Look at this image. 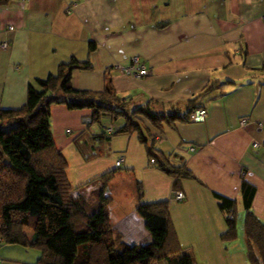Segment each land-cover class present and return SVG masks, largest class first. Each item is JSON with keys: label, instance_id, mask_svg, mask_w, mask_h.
Returning <instances> with one entry per match:
<instances>
[{"label": "crops", "instance_id": "crops-1", "mask_svg": "<svg viewBox=\"0 0 264 264\" xmlns=\"http://www.w3.org/2000/svg\"><path fill=\"white\" fill-rule=\"evenodd\" d=\"M3 42H9L7 50ZM134 57L147 66L148 76L134 78L121 70ZM73 58L91 65L73 71L75 89L103 91L108 73L130 109L184 116L190 100L213 87L195 103L206 110L204 123L177 120L159 132L146 122L156 154L174 165L185 163L195 179L175 181L151 165V140L145 145L137 134L105 135L109 141L95 142L102 155L86 160L76 140H94L105 131L86 126L89 109L53 105L52 133L75 188L114 172L110 216L115 192L128 204L112 223L116 238L130 243L142 240L139 233L148 238L140 218H134L138 229L126 221L140 204L166 201L179 245L196 264H250L241 187L243 182L255 187L252 209L264 222V0H12L0 8V110L24 106L30 85ZM123 124L106 122L114 128ZM120 157L125 160L117 167ZM119 179L124 183L115 190ZM176 192L185 195L183 201L175 200ZM216 194L237 202L233 241L222 239L227 215ZM30 253L16 257L0 250V264H33Z\"/></svg>", "mask_w": 264, "mask_h": 264}, {"label": "trees", "instance_id": "trees-1", "mask_svg": "<svg viewBox=\"0 0 264 264\" xmlns=\"http://www.w3.org/2000/svg\"><path fill=\"white\" fill-rule=\"evenodd\" d=\"M11 1L0 0V8ZM95 50L96 45L91 43L90 53ZM76 69L90 70V62L73 58L61 63L56 74L29 86L24 106L0 110V247L18 245L38 249L40 257L33 264H196L195 258L183 253L179 245L166 201L140 204L136 209L148 238L130 243L115 237L108 207L112 202L108 184L114 172L79 188L72 185L68 161L53 137L51 108L65 105L69 110L89 109L92 114L87 127L105 126L104 133L94 136V140H76L86 160L102 155L96 141L106 143L112 135L137 134L145 145L151 140L149 155L163 173L175 181L195 179L185 163L174 165L169 158L156 154L146 122L162 132L177 120L190 121L197 110L198 98L213 87L205 88L190 100L191 107L184 116L161 114L144 108L130 109V102L119 96L108 73L103 91L75 89L72 73ZM119 121L124 124L118 128L110 125L113 133L109 134L110 126L106 122ZM93 183H100L101 187L90 190ZM138 188L141 198L140 183ZM255 194V187L243 182L241 198L248 261L264 264V222L252 209ZM216 197L227 215V231L222 239L233 241L237 238V219L233 216L237 202L217 194ZM27 229L32 230L31 237Z\"/></svg>", "mask_w": 264, "mask_h": 264}, {"label": "built area", "instance_id": "built-area-1", "mask_svg": "<svg viewBox=\"0 0 264 264\" xmlns=\"http://www.w3.org/2000/svg\"><path fill=\"white\" fill-rule=\"evenodd\" d=\"M13 28H10V30H12ZM10 44L9 42H3L1 44V48L3 50H7L9 48ZM121 70L125 73L128 74L130 76H133L134 78H141V77H145L148 76L150 74L149 69L147 68V66L141 62L139 57H134L133 58V62L132 65L130 67L124 68V67H120ZM207 117V113L205 109H198L196 110L192 116H191V120L193 122H197V123H204ZM91 119H87L85 124L86 126H88V124H90ZM247 123L246 119H242L241 120V126L245 127ZM107 132L109 134L113 133V128L110 126L107 130ZM69 133H71V131H69ZM255 147L258 146V143L255 142ZM190 151H194V148H191ZM124 157H120L117 161H116V166L120 167L121 164L124 162ZM151 165H154V160H151ZM185 198V195L182 192H176L175 193V200L181 202L183 201ZM232 218V215H231Z\"/></svg>", "mask_w": 264, "mask_h": 264}, {"label": "rangeland", "instance_id": "rangeland-1", "mask_svg": "<svg viewBox=\"0 0 264 264\" xmlns=\"http://www.w3.org/2000/svg\"><path fill=\"white\" fill-rule=\"evenodd\" d=\"M87 119H91V118H87ZM122 183H124V182H122V180L119 179L118 181H116L115 185H113L112 188L115 189V190H118ZM120 195L123 196L121 194V192H119V193L115 192V196H117V197L115 198V201H114L115 205L111 209L112 210V215H111V222L112 223H114L116 221L118 215L121 214L123 210H125V208H122V207L128 206V204L124 203L125 199L122 198ZM237 209H238L239 213L241 211H243L242 205L239 206ZM134 218H139V216L135 215V217H133V215H132L130 217V219L127 220L126 222L128 223V226L138 229L139 228V223ZM140 229H141V227H140ZM27 233H29L30 237L32 236V230H28L27 229ZM139 234H140V235H138L139 239H145L143 237L142 233H139ZM0 250H7L8 252H10L11 256L12 255H17L16 257H25L24 256V252L26 250H29L31 252L30 255H29V258L33 261V263L37 262L38 258L40 257V253H41L38 249H35V248L26 249V248H24L22 246H18V245H3V246L0 247ZM1 257L4 258V256H1ZM20 261H23V260H20Z\"/></svg>", "mask_w": 264, "mask_h": 264}]
</instances>
